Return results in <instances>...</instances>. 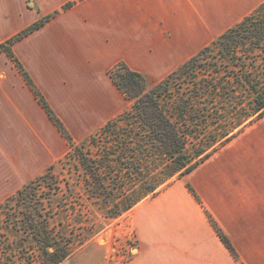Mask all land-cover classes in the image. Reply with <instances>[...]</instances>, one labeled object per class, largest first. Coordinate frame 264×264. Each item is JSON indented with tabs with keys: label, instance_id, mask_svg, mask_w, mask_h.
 I'll list each match as a JSON object with an SVG mask.
<instances>
[{
	"label": "crops",
	"instance_id": "1",
	"mask_svg": "<svg viewBox=\"0 0 264 264\" xmlns=\"http://www.w3.org/2000/svg\"><path fill=\"white\" fill-rule=\"evenodd\" d=\"M264 0H0V44L51 15L12 52L77 143L130 102L109 77L124 62L160 81ZM72 3L68 8L65 4ZM21 73L0 53V203L67 152ZM212 157L211 213L244 264H264V163ZM222 164V165H221ZM203 174L198 186L204 188ZM127 259L90 243L60 264H204V218L184 193L143 208ZM218 236V235H217ZM227 261L235 262L217 237Z\"/></svg>",
	"mask_w": 264,
	"mask_h": 264
},
{
	"label": "trees",
	"instance_id": "2",
	"mask_svg": "<svg viewBox=\"0 0 264 264\" xmlns=\"http://www.w3.org/2000/svg\"><path fill=\"white\" fill-rule=\"evenodd\" d=\"M50 18L1 43L0 53L15 64L69 150L0 203V264H60L74 252L73 242L53 217L66 213L70 199L81 217L115 219L264 117V1L158 83L117 63L109 77L130 106L79 143L12 52L15 42ZM65 162L71 182L54 173ZM212 226L236 257L230 240Z\"/></svg>",
	"mask_w": 264,
	"mask_h": 264
},
{
	"label": "rangeland",
	"instance_id": "3",
	"mask_svg": "<svg viewBox=\"0 0 264 264\" xmlns=\"http://www.w3.org/2000/svg\"><path fill=\"white\" fill-rule=\"evenodd\" d=\"M158 82L150 81L151 84ZM68 150L69 147H67ZM212 157H261L260 162L264 163V117L246 127L234 139L202 160L190 173L182 178L173 180L158 194L145 198L128 212L115 219L104 221L99 217L92 220L86 218V216L81 217L79 215V205L75 204L76 202L73 199H70L67 205H71V207H75L78 210H72L69 206V209H66V213L56 214L53 217V222L57 230H60L61 225L67 226L65 237L72 239L74 251L90 243H106L109 246L111 256L127 259L136 253L139 246L138 228L143 208L153 202L165 200L169 195L184 193L189 201L196 202L199 209L203 212L204 264H244L237 252V256H233L235 262L227 261L226 254H223V249L217 239L218 234L212 226V222H214L220 228L211 213ZM58 160L55 161V165ZM68 166L69 163L65 162V164L56 166L54 169V173L62 182L63 179L69 182L73 180L72 176L69 177L67 175L66 169ZM203 174L207 176V182L202 189L198 186V180ZM193 192L196 196H194ZM58 233L61 235L60 232Z\"/></svg>",
	"mask_w": 264,
	"mask_h": 264
},
{
	"label": "water",
	"instance_id": "4",
	"mask_svg": "<svg viewBox=\"0 0 264 264\" xmlns=\"http://www.w3.org/2000/svg\"><path fill=\"white\" fill-rule=\"evenodd\" d=\"M50 251H52L53 249L52 248H49Z\"/></svg>",
	"mask_w": 264,
	"mask_h": 264
}]
</instances>
